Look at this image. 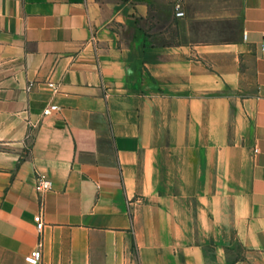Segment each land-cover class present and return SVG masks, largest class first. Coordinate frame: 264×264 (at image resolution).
Listing matches in <instances>:
<instances>
[{
  "label": "crops",
  "instance_id": "crops-1",
  "mask_svg": "<svg viewBox=\"0 0 264 264\" xmlns=\"http://www.w3.org/2000/svg\"><path fill=\"white\" fill-rule=\"evenodd\" d=\"M175 1L0 0V264H264V0Z\"/></svg>",
  "mask_w": 264,
  "mask_h": 264
},
{
  "label": "built area",
  "instance_id": "built-area-1",
  "mask_svg": "<svg viewBox=\"0 0 264 264\" xmlns=\"http://www.w3.org/2000/svg\"><path fill=\"white\" fill-rule=\"evenodd\" d=\"M173 13L174 17L177 19H182L185 15L182 3L177 0L173 3ZM243 38L246 39V34L243 35ZM261 47L262 50L264 51V33L262 34V40H261ZM49 86L52 88L54 87L52 84H49ZM58 111V107L56 105H49L46 108L43 109L42 115L43 116H50L52 113H55ZM52 190V184L49 180L38 176L35 180V191L43 195L45 193H48ZM37 222L39 221V217L35 219ZM41 260V253L39 248L36 250L32 251L29 255L25 257V262L27 264H39Z\"/></svg>",
  "mask_w": 264,
  "mask_h": 264
}]
</instances>
